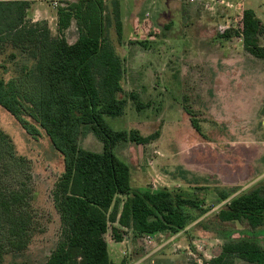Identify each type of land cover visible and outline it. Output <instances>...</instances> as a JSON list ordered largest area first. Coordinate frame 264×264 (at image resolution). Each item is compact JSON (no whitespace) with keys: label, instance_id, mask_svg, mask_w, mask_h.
Wrapping results in <instances>:
<instances>
[{"label":"rangeland","instance_id":"rangeland-1","mask_svg":"<svg viewBox=\"0 0 264 264\" xmlns=\"http://www.w3.org/2000/svg\"><path fill=\"white\" fill-rule=\"evenodd\" d=\"M76 1L41 0V13L36 11L27 20L36 23L33 18L38 17L40 22L47 21L55 36L58 8ZM103 1L111 11L114 0ZM157 1L163 4L124 1L121 37L115 27L110 29V42L125 69L119 99H125L126 105L123 115L108 118V123L115 129H137L144 136L160 133L150 144L123 142L116 148L117 155L131 167L133 190L168 188L196 199L207 212L190 211L194 222L176 243L171 241L174 234L166 233L161 242L150 247L125 228H120L127 231L123 244L117 245L114 224L109 223L106 240L110 258L116 264H198L185 251L194 241L202 245L203 264H207L222 253L226 243L241 238L254 239L264 248V229L253 230L246 221L238 227L219 219L232 198L264 187L254 186L252 180L243 182L254 172L251 168L264 149V82L244 85L234 78L242 76L238 72L242 63L264 68V59L252 55L235 32L229 38L216 32L224 13L222 9H205V3L215 0ZM243 1L264 27V0ZM65 35L69 43L76 42L79 32L75 22ZM258 40L264 47V34ZM30 78L36 81L35 61L26 51L0 41V81L18 112L14 115L0 106V130L11 150L10 155L1 154L0 189L25 194L32 232L27 248L6 253L2 264H46L65 240L55 200L64 163L39 127L37 110L25 101L23 90L16 89ZM132 95L138 96L142 109H137ZM186 108L195 113L201 133L193 127ZM79 145L88 151H103V143L89 128L84 129ZM229 179L240 183L223 185ZM224 193L229 195L225 201ZM125 200L118 198L121 207ZM0 227L2 233L8 231L3 222ZM234 264L249 263L235 259Z\"/></svg>","mask_w":264,"mask_h":264},{"label":"trees","instance_id":"trees-1","mask_svg":"<svg viewBox=\"0 0 264 264\" xmlns=\"http://www.w3.org/2000/svg\"><path fill=\"white\" fill-rule=\"evenodd\" d=\"M30 6L23 0L0 1V41L26 51L35 61L36 81L30 78L16 89L23 90L25 101L37 110L39 127L64 163L55 200L65 240L46 264H116L110 258L106 240L109 223L114 224L117 242H122L127 232L120 228L137 238L184 231L194 222L190 211L207 212L199 201L168 188L157 192L133 190L131 167L116 153L120 143L147 145L160 137L159 132L144 136L137 129H115L108 123V118L123 115L126 105L125 99H119L123 61L110 42L112 27L118 37L122 35L119 1H112L111 11L103 0L67 2L57 10L55 36L47 21L28 22ZM73 22L79 36L76 42L69 43L65 32ZM263 34L264 27L256 13L245 10L235 36L260 59H264V47L258 38ZM221 37L229 38L230 33ZM132 100L137 102V109L143 108L137 95H132ZM0 106L14 115L18 113L1 81ZM186 111L193 127L201 133L195 113L191 108ZM86 128L103 143L101 153L80 147ZM6 137L0 130V162L2 153L11 152ZM263 191L264 187L232 198L219 219L225 223L246 221L253 230L264 229ZM121 196L126 197L122 207L118 201ZM228 196L224 193L222 199ZM28 206L21 190L5 193L0 189V225L3 222L8 230H0V264L6 253L23 251L31 241ZM235 259L264 264V248L254 239L241 238L226 243L222 253L207 264H234Z\"/></svg>","mask_w":264,"mask_h":264},{"label":"crops","instance_id":"crops-1","mask_svg":"<svg viewBox=\"0 0 264 264\" xmlns=\"http://www.w3.org/2000/svg\"><path fill=\"white\" fill-rule=\"evenodd\" d=\"M23 1H25V0H23ZM26 1H29L30 2V4H31V6H30V9L28 10V12H27V17H29V18H31L30 17V15L31 14H33L34 12H38V13H41V11L38 9V5H40V1L41 0H26ZM70 1H75V0H70ZM106 1V0H105ZM117 1H119V3H120V11H121V17H122V10H123V4H124V1H126V0H117ZM134 1H137V0H134ZM149 3L152 1L153 2V4H157V2L158 3H161V2H159V1H157V0H147ZM231 2L233 1V0H230ZM237 1H241V2H243V4H244V9L245 10H248V9H246L247 7H246V5H245V2L243 1V0H234L233 2L234 3H236ZM161 4H163V3H161ZM206 5V10H209L210 12H216L217 10H219V9H222V11H223V13H224V17L225 16H227V15H229V14H234L235 13V10L234 9H229V8H226V7H224V6H218V5H215V3H213V4H211V3H205ZM164 9H166V6H164ZM244 10V11H245ZM43 19H47V18H43ZM39 20H42V19H40V18H38V17H35V18H33V21L34 22H38ZM57 20H58V18H57ZM40 22V21H39ZM222 22V21H221ZM138 23V25H140V23H139V19H138V21L136 22V24ZM141 25H142V23H141ZM142 36V35H141ZM253 66V65H252ZM252 66H249L247 63H242V67H243V69H242V71L240 72V71H238L239 72V74L240 75H242V76H238V77H234V78H237V79H235V80H237V82H239L240 80H241V83L242 84H247L248 82H250V83H256V82H264V68H261L260 66H256V65H254L253 67ZM237 73V72H236ZM234 74V73H233ZM233 74H232V76H233ZM243 90V93L244 92H246L247 90H248V87L246 86L245 88H243L242 89ZM262 95H263V101H264V91H262ZM259 156H258V160L257 161H255L254 162V164H255V167L253 166L251 169H252V171H254L249 177H247L246 179H243V182L244 181H247V180H252V184L254 185V186H256V185H261V186H264V149H261L260 150V153L258 154ZM232 166V165H231ZM233 166H235V163H234V165ZM248 169H249V167H248ZM256 170L258 171L257 173H255L256 172ZM216 177V176H215ZM217 178V177H216ZM219 180H221V182H222V179H221V177H219ZM240 183V180H231V179H229V182L227 181V183H224L223 185H225V186H233V185H235V184H239ZM186 230V229H185ZM166 233L168 234L169 232H163V233H157V234H164V235H166ZM180 233V232H179ZM186 233H187V230H186ZM186 233H185V235H186ZM157 234H156V236H157ZM178 234V233H177ZM171 235V233L169 234V236ZM174 235H176V234H174ZM173 235V236H174ZM168 236V235H167ZM145 236H143L142 237V239L144 238ZM171 237V236H170ZM121 244H123L122 242H119L117 245H121ZM117 250V249H116ZM115 250V251H116Z\"/></svg>","mask_w":264,"mask_h":264},{"label":"built area","instance_id":"built-area-1","mask_svg":"<svg viewBox=\"0 0 264 264\" xmlns=\"http://www.w3.org/2000/svg\"><path fill=\"white\" fill-rule=\"evenodd\" d=\"M196 0H191V2H195ZM215 5L218 6H224L229 9H234L235 13L234 14H229L225 17H223V21L216 26V32L220 36L227 35L228 33L232 32H238L240 27H241V21L243 19V12H244V4L241 1H237L234 3L233 1H225V0H215L213 1ZM57 5V3H55ZM186 233V230L181 231L180 233L174 235L171 239L172 242H175V239L178 238V236L183 235ZM164 237V234H149L145 235L143 238V241L145 242L146 247L154 246L157 245V242H161L160 238L162 239ZM160 240V241H159ZM165 240H162V243ZM202 245H199L197 242L192 241L191 244L187 245L185 248V251H187V254L191 258H195L194 260L198 264H203L204 263V257L202 254H204L203 247Z\"/></svg>","mask_w":264,"mask_h":264},{"label":"water","instance_id":"water-1","mask_svg":"<svg viewBox=\"0 0 264 264\" xmlns=\"http://www.w3.org/2000/svg\"><path fill=\"white\" fill-rule=\"evenodd\" d=\"M236 223H237L238 227H241V224H240V222H239V221H237Z\"/></svg>","mask_w":264,"mask_h":264}]
</instances>
